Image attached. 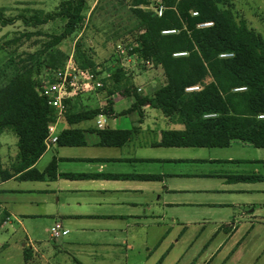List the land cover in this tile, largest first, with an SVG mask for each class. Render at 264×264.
<instances>
[{
	"label": "crops",
	"instance_id": "0c3cea01",
	"mask_svg": "<svg viewBox=\"0 0 264 264\" xmlns=\"http://www.w3.org/2000/svg\"><path fill=\"white\" fill-rule=\"evenodd\" d=\"M77 96L70 100L78 108L57 119L56 134L60 140L65 131L79 130L84 145L58 140L46 146L36 168L44 173L55 161V179L46 174L42 181L0 182L1 229L22 230L32 245L46 241L37 234L44 227L50 240L62 239L58 253L76 264H127L123 247L151 250L149 235L162 234L166 242L190 228L219 234L244 220L264 222V148L240 139L227 147L162 146L163 131L183 126L160 117V110L136 105L131 96ZM83 110L104 113L106 127H97V114L79 120ZM112 130L126 133L123 144L104 143L101 133ZM17 142L11 131L0 136L4 165L18 154ZM56 224L68 233L53 238ZM26 247L25 264H38Z\"/></svg>",
	"mask_w": 264,
	"mask_h": 264
},
{
	"label": "trees",
	"instance_id": "16d2710c",
	"mask_svg": "<svg viewBox=\"0 0 264 264\" xmlns=\"http://www.w3.org/2000/svg\"><path fill=\"white\" fill-rule=\"evenodd\" d=\"M159 1L167 8L162 17L151 9L152 0L121 1L122 6L126 2L132 22L123 32L114 30L113 38L120 45L126 36L127 44L134 45L131 55L143 63L155 61L165 83L143 97L137 90L131 92L133 79L119 61L117 71L104 79L100 91L108 96H134L136 105L148 104L172 124L182 125L183 130L162 132V146L227 147L240 139L264 148V118H260L264 116V39L245 20L237 21L233 0ZM99 5L97 1L92 9L88 0H62L53 12L27 15L26 10L16 17H7L0 9L1 26H11L15 35L6 39L8 58L0 65V136L11 131L18 139V154L12 163L4 165L0 154V182L14 177L42 181L46 174L56 178L55 161L44 173L36 168L47 148L48 127L57 122L55 109L40 93L41 85L53 65L54 69L62 67L69 59L61 58L53 48L76 33L87 13L98 11ZM205 23L212 25L200 26ZM48 24L47 31L39 28ZM165 30L178 32L165 35ZM33 37L39 39L28 46ZM24 47L29 50L20 52ZM179 53L186 54L175 56ZM87 55L78 47L74 62L81 70L95 67ZM192 87L199 89L187 91ZM66 103L73 115L77 102L69 99ZM79 114V120L91 119L98 111ZM101 134L104 143L115 146L126 137L125 132L114 130ZM59 142L84 145L79 130L65 131Z\"/></svg>",
	"mask_w": 264,
	"mask_h": 264
},
{
	"label": "rangeland",
	"instance_id": "374dc122",
	"mask_svg": "<svg viewBox=\"0 0 264 264\" xmlns=\"http://www.w3.org/2000/svg\"><path fill=\"white\" fill-rule=\"evenodd\" d=\"M62 0H0V9L5 10L7 17H16L26 13L33 15L36 12L50 13L57 9ZM99 2V10L93 14L87 13L84 23L78 26L76 33L70 36L66 42L59 47L53 48L61 58L75 56L79 47L82 52L92 56L95 67L89 70H97L104 79L109 78L112 73L117 71L116 62L122 64V70L128 77L133 79V92L142 97L153 92L155 89L165 83V77L161 68L153 61L146 65L137 55L126 53L119 55L117 53L118 44L113 38V31L120 29L121 32L130 27V13L125 4L121 1L126 0H88L93 9L96 2ZM232 8L237 21L245 20L248 26L255 30L264 39V0H233ZM114 23V24H113ZM50 24L39 27L42 31H47ZM11 26L2 27L0 24V65L6 62L8 54L4 50L5 42L12 38ZM36 30V29H33ZM123 36V43L126 46H133L128 43V38ZM7 39V40H6ZM39 39L33 37L28 46L33 44V40ZM42 41L45 38H40ZM29 50L27 47L19 51ZM35 50V49H34ZM5 61V62H4ZM55 68L56 66L53 65ZM51 68L47 77H43V83L53 80V71ZM42 83V84H43ZM141 89V91H139ZM103 94L106 91L97 90ZM95 93L94 90H77L79 95H88ZM124 97L123 93H120ZM117 95V94H116ZM77 96V97H78ZM134 97V96H131ZM160 117H166L159 111ZM159 117V119H160ZM159 125L163 126V121L159 120ZM38 236L44 240L42 243L33 241L31 245L22 230L14 233L9 227L0 228V264H25L23 255V244L28 248V254L32 253L33 258L38 264H76L67 254L58 253L56 247L58 242L50 240L49 233H46L44 227H39ZM148 241L151 250L144 247L135 249L133 252L123 247V251L129 253L127 264H264V222H248L244 220L239 223L237 229L231 232L221 231L219 234L213 232L209 227L203 231L199 228H190L186 233L181 234L178 231L163 242L162 234L149 235ZM163 242V243H160ZM160 243L158 249L154 247ZM174 246L172 247V245ZM4 245V247H3ZM31 245V247H30ZM153 254L149 257L150 253ZM39 253L40 259L37 254ZM120 260V259H119ZM125 264V263H123Z\"/></svg>",
	"mask_w": 264,
	"mask_h": 264
},
{
	"label": "built area",
	"instance_id": "2783aa9c",
	"mask_svg": "<svg viewBox=\"0 0 264 264\" xmlns=\"http://www.w3.org/2000/svg\"><path fill=\"white\" fill-rule=\"evenodd\" d=\"M151 9L156 13L158 17H162L166 11V7L159 0H152ZM197 13H194L196 16ZM212 23H205L200 25L201 27L211 26ZM177 30H165L162 33L165 35L175 34ZM134 49L133 46H126L120 44L117 47V53L119 55H124L126 53L131 54ZM186 53L175 54V56L185 55ZM227 55H222L225 57ZM144 64L149 65L150 62L146 61ZM43 83V82H42ZM104 87L102 77L95 71L91 70H81L77 67L74 62L73 56H71L68 61L59 68L53 71V80L51 82H46L41 85L40 93L47 100L49 106L53 107L56 111L57 119L63 116L68 110L67 100L72 99L77 95V90H100ZM198 87H192L187 89V91H196ZM141 91V89H139ZM214 116V115H210ZM260 118H264L261 116ZM97 127L99 129H104L107 124V117L104 113H100L97 118ZM59 137L56 134V125L51 124L48 127V136L46 138V146L57 143ZM68 233L66 229L60 224H56L51 229V236L53 238H59L65 236Z\"/></svg>",
	"mask_w": 264,
	"mask_h": 264
}]
</instances>
